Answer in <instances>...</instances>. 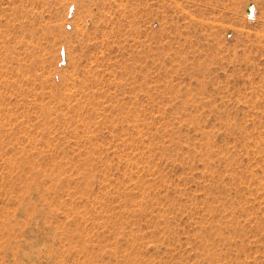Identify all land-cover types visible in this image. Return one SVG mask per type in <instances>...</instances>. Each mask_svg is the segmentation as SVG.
I'll list each match as a JSON object with an SVG mask.
<instances>
[{
  "label": "rangeland",
  "instance_id": "1",
  "mask_svg": "<svg viewBox=\"0 0 264 264\" xmlns=\"http://www.w3.org/2000/svg\"><path fill=\"white\" fill-rule=\"evenodd\" d=\"M0 264H264V0H0Z\"/></svg>",
  "mask_w": 264,
  "mask_h": 264
},
{
  "label": "bare ground",
  "instance_id": "2",
  "mask_svg": "<svg viewBox=\"0 0 264 264\" xmlns=\"http://www.w3.org/2000/svg\"><path fill=\"white\" fill-rule=\"evenodd\" d=\"M250 11V10H249ZM251 12V11H250Z\"/></svg>",
  "mask_w": 264,
  "mask_h": 264
}]
</instances>
